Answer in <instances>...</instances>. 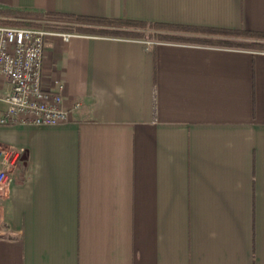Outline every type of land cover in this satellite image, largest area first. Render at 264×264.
Wrapping results in <instances>:
<instances>
[{
  "label": "crops",
  "instance_id": "obj_1",
  "mask_svg": "<svg viewBox=\"0 0 264 264\" xmlns=\"http://www.w3.org/2000/svg\"><path fill=\"white\" fill-rule=\"evenodd\" d=\"M44 12L182 38L46 37L43 85L59 79L81 107L0 126L21 152L0 264H264V49L189 38L264 32V0H0V19Z\"/></svg>",
  "mask_w": 264,
  "mask_h": 264
},
{
  "label": "built area",
  "instance_id": "obj_2",
  "mask_svg": "<svg viewBox=\"0 0 264 264\" xmlns=\"http://www.w3.org/2000/svg\"><path fill=\"white\" fill-rule=\"evenodd\" d=\"M74 34L46 26L0 23V126L32 124L59 125L69 121L81 107L79 100L66 105L64 84L43 85L44 43L48 36L68 41ZM21 152L0 146V195L13 181Z\"/></svg>",
  "mask_w": 264,
  "mask_h": 264
},
{
  "label": "trees",
  "instance_id": "obj_3",
  "mask_svg": "<svg viewBox=\"0 0 264 264\" xmlns=\"http://www.w3.org/2000/svg\"><path fill=\"white\" fill-rule=\"evenodd\" d=\"M45 18L58 19L65 22L64 25L57 29H69L70 31L98 35H111L130 38H143L155 36L158 39H179L180 36L172 34L159 33L164 28L173 29L175 26L164 25L159 23H150L145 21L131 19H112L99 17H86L73 14H65L59 12H44L41 13ZM0 23L18 24L28 26H42L39 22L0 19ZM57 27V26H56ZM190 29V27H186ZM206 31V30H205ZM220 31L239 37L240 41L222 40L224 44L236 47H251L254 49H264V32L253 30H207Z\"/></svg>",
  "mask_w": 264,
  "mask_h": 264
},
{
  "label": "rangeland",
  "instance_id": "obj_4",
  "mask_svg": "<svg viewBox=\"0 0 264 264\" xmlns=\"http://www.w3.org/2000/svg\"><path fill=\"white\" fill-rule=\"evenodd\" d=\"M24 21H33V22H39L42 26H46L47 28H50V29H53V30H64L63 28L62 29H57V28H59V26H62V25H64L65 24V22L64 21H62V20H58V19H52V18H45L44 16H38L37 18H33L32 20H24ZM57 26V27H56ZM64 31H70L69 29H67V30H64ZM176 33H183V34H185V35H190V34H193V33H196L195 31H177ZM205 33V32H204ZM210 31L208 32V35H204V34H202V36H200V37H197V36H195V37H189L191 40H196V41H200V42H206V43H211V44H218V45H228V44H224L223 42H222V40H227V39H222V37L223 36H216L215 37V35L214 36H211L210 34H212V33H210ZM193 36V35H192ZM216 39H215V38ZM217 37H220V38H217ZM143 38H148V39H150V38H156L155 36H148V37H143ZM235 41L237 40V41H240L239 39H234ZM242 48H248V47H242ZM249 48H251V47H249Z\"/></svg>",
  "mask_w": 264,
  "mask_h": 264
}]
</instances>
